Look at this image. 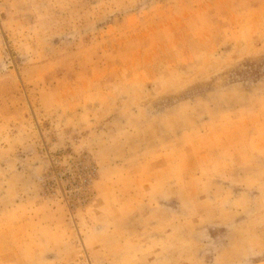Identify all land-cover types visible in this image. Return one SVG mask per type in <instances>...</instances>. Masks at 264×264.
Segmentation results:
<instances>
[{"label": "rangeland", "instance_id": "1", "mask_svg": "<svg viewBox=\"0 0 264 264\" xmlns=\"http://www.w3.org/2000/svg\"><path fill=\"white\" fill-rule=\"evenodd\" d=\"M0 264H264V0H0Z\"/></svg>", "mask_w": 264, "mask_h": 264}]
</instances>
